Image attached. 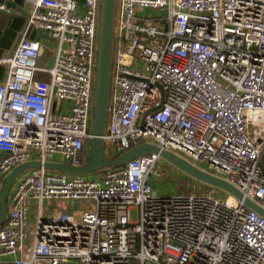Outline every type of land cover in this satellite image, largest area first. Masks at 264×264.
Segmentation results:
<instances>
[{
  "label": "built area",
  "instance_id": "2783aa9c",
  "mask_svg": "<svg viewBox=\"0 0 264 264\" xmlns=\"http://www.w3.org/2000/svg\"><path fill=\"white\" fill-rule=\"evenodd\" d=\"M24 1V34L0 57V191L40 166L7 196L0 264H264V215L243 201L264 213V0H115L104 160L152 145L242 200L200 182L158 196L159 153L93 178L43 167L89 160L101 0ZM32 26L57 43L50 68ZM56 201L80 207L46 213Z\"/></svg>",
  "mask_w": 264,
  "mask_h": 264
},
{
  "label": "water",
  "instance_id": "95a60500",
  "mask_svg": "<svg viewBox=\"0 0 264 264\" xmlns=\"http://www.w3.org/2000/svg\"><path fill=\"white\" fill-rule=\"evenodd\" d=\"M3 1L4 0H0V2ZM16 10L19 11V9ZM114 15L115 0H101L97 39L96 69L93 88V107L91 118L92 138L90 141L89 160L85 166L80 168H73L62 164H45L43 165V167L67 173L87 175L100 170L103 167H115L124 165L129 160L145 153H159L162 158H164L166 161H168L196 181L208 186L222 189L235 196L237 199L242 200L243 197L241 193L225 181L209 175L197 169L187 161L169 152L161 151L152 145L144 144L136 149L126 152L125 154L117 157L112 161L104 160L102 136L104 134L106 124V107L109 89ZM38 32L42 38H47V36L41 31L38 30ZM257 142H259V140ZM260 162L264 172V150L261 153ZM39 166L40 164L38 162L20 165L5 178L0 191V225L3 223L6 217L7 195L12 182L23 171ZM243 201L247 207L264 215V213L254 203H252L248 199H243Z\"/></svg>",
  "mask_w": 264,
  "mask_h": 264
},
{
  "label": "rangeland",
  "instance_id": "374dc122",
  "mask_svg": "<svg viewBox=\"0 0 264 264\" xmlns=\"http://www.w3.org/2000/svg\"><path fill=\"white\" fill-rule=\"evenodd\" d=\"M78 3L82 4L83 0H76ZM25 3V2H24ZM154 15L151 16L153 18ZM27 25V18L25 21V25L21 31V35L23 30L26 28ZM30 33L32 32L33 36L30 37L29 34L27 35L28 38L32 40H37L40 42V44L43 46L42 51L40 53V61L37 63V66L39 67H44V68H50L52 65L49 63L50 58H54L56 49H57V43L56 42H49L46 39L40 38L37 35L36 28L32 26L30 28ZM6 69V67H3ZM89 154H90V148H89ZM160 169L157 168L155 175H151L150 177V182L155 189V192L158 196H171L174 194H189V193H198L200 190V186H198V181L184 173L183 171L179 170L177 167L166 161L165 159L161 158L159 165ZM198 167L205 169V166L203 164H198ZM159 173V174H158ZM86 178H93V174H88L84 175ZM5 179V178H4ZM3 179V181H4ZM2 181V183H3ZM16 181H13L9 191L8 195H10L14 184ZM60 207L62 208L65 212H72L75 211L77 208L80 207L78 202L75 205L68 204L64 201H56L54 203L48 204L45 202L44 205V210L46 213H50L54 207ZM35 204L32 205V210H34ZM30 227L35 226V221H34V212L31 211L30 214Z\"/></svg>",
  "mask_w": 264,
  "mask_h": 264
},
{
  "label": "crops",
  "instance_id": "0c3cea01",
  "mask_svg": "<svg viewBox=\"0 0 264 264\" xmlns=\"http://www.w3.org/2000/svg\"><path fill=\"white\" fill-rule=\"evenodd\" d=\"M4 3L10 8L9 13H0V57H5L11 55L17 46L20 38L23 36L25 29L21 31L25 25L26 18L28 17L29 7L24 0H4ZM25 2V3H24ZM16 9H19L17 11ZM37 35L42 38L36 29ZM40 31V30H39ZM42 32V31H41ZM30 33L27 32L26 36ZM43 33V32H42ZM44 34V33H43ZM30 37L33 36L32 32L29 34ZM49 42H55L53 39L47 37L43 38ZM40 61V59H39ZM38 61V62H39ZM53 59H49L50 65H52ZM0 65V82L4 81L6 78L7 69H4ZM264 118V117H263ZM76 203L72 204L75 205ZM80 205V203H78Z\"/></svg>",
  "mask_w": 264,
  "mask_h": 264
},
{
  "label": "bare ground",
  "instance_id": "6f19581e",
  "mask_svg": "<svg viewBox=\"0 0 264 264\" xmlns=\"http://www.w3.org/2000/svg\"><path fill=\"white\" fill-rule=\"evenodd\" d=\"M262 117H264V115Z\"/></svg>",
  "mask_w": 264,
  "mask_h": 264
}]
</instances>
